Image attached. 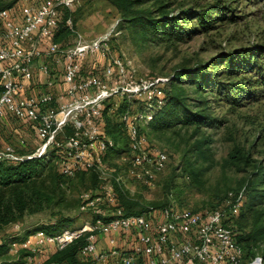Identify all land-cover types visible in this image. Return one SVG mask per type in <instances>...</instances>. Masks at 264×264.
<instances>
[{
  "label": "rangeland",
  "instance_id": "1",
  "mask_svg": "<svg viewBox=\"0 0 264 264\" xmlns=\"http://www.w3.org/2000/svg\"><path fill=\"white\" fill-rule=\"evenodd\" d=\"M18 2L0 0V7ZM79 5L73 12H64L54 41L69 43L74 38L66 26L67 18L86 38L111 31L112 52L128 58L138 76H169L168 91L178 94L192 111H203L207 116L200 125L174 121L167 128L145 129L169 156L154 188L126 177L123 152L111 150L105 159L107 181L112 183L113 175H122L117 194L133 203L126 201L124 205L118 194L117 204L125 213L151 205L158 209L172 193L178 207L198 211L217 206L229 192H241L244 200L235 229L242 233L246 247H256L264 256V0H137L133 4V12L145 17H179L180 26L190 32L179 41L143 34L140 26L128 22V12L123 14L111 0H79ZM200 11H207L204 23L197 17ZM229 53L241 57L230 67L225 64ZM95 63L102 67L105 61ZM197 67H205L208 74L201 87L190 73ZM104 121L126 152V136L116 127L117 116L105 114ZM10 122L14 129L25 126ZM4 127H0V149L6 144L16 147L22 138L25 143L17 148L19 153H30L38 146L31 124H26L24 134ZM235 149L246 159L232 158ZM48 156L45 187L52 199L48 195L28 199L26 210L0 226V246L4 248L0 250L1 264H43L56 252L54 247L40 248L35 261L29 262L25 251L9 254V243L41 229L49 233L79 229L95 217L80 210L81 197L97 192L103 180L90 171L62 179L53 150ZM51 180L60 181L62 187H52ZM107 209L113 207L102 208L106 213Z\"/></svg>",
  "mask_w": 264,
  "mask_h": 264
},
{
  "label": "built area",
  "instance_id": "2",
  "mask_svg": "<svg viewBox=\"0 0 264 264\" xmlns=\"http://www.w3.org/2000/svg\"><path fill=\"white\" fill-rule=\"evenodd\" d=\"M78 6L79 0H19L0 9V127L10 120L31 123L39 140L26 154L15 145H4L0 161L18 163L53 150L64 177L94 171L103 180L97 192L81 197L80 210L95 214L91 221L75 230L55 234L38 230L13 239L9 254L25 251V259L35 261L42 246L59 251L88 233L77 252L83 264L106 263L109 255L118 264H264L258 255L245 258L237 241L241 192H229L217 206L198 211L180 208L173 200L158 209L148 206L141 213L127 214L117 204L105 159L119 142L106 133L105 114L117 116L126 136L125 176L141 186L156 187L169 156L145 129L166 103L170 77L138 76L128 58L112 52L111 31L86 38L73 29L70 18L66 26L74 38L69 43L54 41L64 12ZM97 61L105 64H93ZM60 85L63 88L57 91ZM18 143L24 145L25 140ZM113 180L123 182L122 175H113ZM104 206L113 209L106 213ZM100 234L108 236L107 251L98 250ZM116 235L130 238L134 246L128 251L117 248Z\"/></svg>",
  "mask_w": 264,
  "mask_h": 264
},
{
  "label": "trees",
  "instance_id": "3",
  "mask_svg": "<svg viewBox=\"0 0 264 264\" xmlns=\"http://www.w3.org/2000/svg\"><path fill=\"white\" fill-rule=\"evenodd\" d=\"M115 6L120 8L125 12H128V15L131 17L128 18V22L133 24V26H140L142 28L143 34L152 33L154 35H158L161 40H173L179 41L184 39L185 36H189L190 32L188 30H184L183 27L179 24V17L176 16H163L161 18H151L145 17L140 14V12L134 13L132 9L133 4L137 3V0H111ZM5 7H0V9ZM206 12L200 11L197 14V17L201 22H205ZM239 52V50L237 51ZM241 56V55H239ZM233 55V53L227 54L225 64L231 65L234 62V59L238 60L241 57H237ZM230 67V66H229ZM193 78H197V84L199 87L202 86L204 81L206 80L208 74H206L205 67H197L193 71H190ZM180 73H177V76ZM176 76V77H177ZM175 77V78H176ZM171 79V78H170ZM171 81V80H170ZM179 108L181 111L179 112ZM109 118V117H108ZM207 119V116L204 115L203 111H192L189 109L183 101L180 99L178 94L171 93V90L166 91V103L160 109L156 110L153 114L152 120L147 125V128L154 127V128H167L171 125L172 122L177 121L179 123L184 124H197L200 125L204 120ZM106 131L107 133L112 136L108 129V124L106 123ZM116 127L121 131L119 124H116ZM116 142L117 138L112 136ZM120 152H123V147L114 149ZM235 149L232 158L236 160L246 159L244 155ZM49 156H41V157H32L28 159H23L18 163H8L6 161H0V226L9 223L10 221L14 220L17 214H20L24 210L27 209L28 199L33 198H42L45 195H48L50 199H52V195L47 193V188L45 187L46 184V175L45 172L47 171L49 164H48ZM94 173L97 177L98 174L94 171H90ZM83 173V172H80ZM77 173L76 175H78ZM61 175V174H60ZM74 175V176H76ZM73 176V177H74ZM60 177L63 178H72V177H64L61 175ZM56 180V179H55ZM52 181V187L54 184L58 187H62V183L59 181ZM113 185L116 191L121 190V183L113 181ZM54 192V191H53ZM119 197L122 200V203L127 206V202L130 204L132 201L123 200V195L118 192ZM170 194V199L167 200L166 203L162 205V207L170 204L173 201V195ZM168 194V195H169ZM127 197V196H126ZM168 197V198H169ZM128 198V197H127ZM154 207L153 205H151ZM147 209L145 207L143 210L133 213L127 214H138ZM237 219V218H236ZM235 219V221H236ZM56 225L59 228H62L63 224L60 221L56 222ZM44 231V229H41ZM61 230L57 231L56 233L60 232ZM47 234H55L49 233L44 231ZM88 233L81 235L79 238L74 240L71 244L67 245L64 249L56 251L53 256L44 261L43 264H49L50 262H56L58 264H83V262L77 257V252L79 248L85 243L86 236ZM249 236V235H248ZM247 238V237H246ZM245 238H243L242 233L237 235V241L240 246L243 248L244 256L247 259H252L255 256H260L264 263V256L260 255L257 251L256 247H246L244 244ZM3 246H0V250H3ZM7 254V251L5 252Z\"/></svg>",
  "mask_w": 264,
  "mask_h": 264
},
{
  "label": "crops",
  "instance_id": "4",
  "mask_svg": "<svg viewBox=\"0 0 264 264\" xmlns=\"http://www.w3.org/2000/svg\"><path fill=\"white\" fill-rule=\"evenodd\" d=\"M41 62H43L42 59L40 60V63ZM40 80H42V81L44 80V76L43 75H40ZM62 88H63V85L58 86L57 87V91L62 90ZM20 124H22V123H20ZM20 124H17V122H15V125H20ZM30 124L31 123H27V125H30ZM22 125H25V126L24 127H21V128L16 127V129H14L13 128L14 124H12V122H10V121H6L3 126H5L4 128H6L7 130H9V129L12 130V128H13V131H15L17 133H20V134H24L25 133L26 124L23 123ZM32 128L34 130V127L33 126H32ZM35 138H36L35 139V143H39L38 142L39 141L38 138L37 137H35ZM18 142L16 143V148H18V149L23 148V145H19ZM116 238H117L116 239L117 240L116 247L117 248H120L121 250L128 251V250H130L134 246L133 244H135L130 238H123L122 239V237H118V236ZM107 239H108V236L105 235V234H100V235L97 236V245H98V250L99 251H107V250H109L111 248V246L108 244ZM46 246H48V245L42 246L41 249L45 248ZM46 249H45V251H46ZM109 256L110 257H109L108 262H106V263H99V264H118L116 262V257L115 256H113V255H109ZM25 264H27V263H25Z\"/></svg>",
  "mask_w": 264,
  "mask_h": 264
}]
</instances>
